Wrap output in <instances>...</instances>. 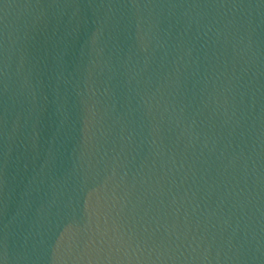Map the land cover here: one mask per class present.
Instances as JSON below:
<instances>
[{"label": "water", "instance_id": "95a60500", "mask_svg": "<svg viewBox=\"0 0 264 264\" xmlns=\"http://www.w3.org/2000/svg\"><path fill=\"white\" fill-rule=\"evenodd\" d=\"M0 264H264V0H0Z\"/></svg>", "mask_w": 264, "mask_h": 264}]
</instances>
